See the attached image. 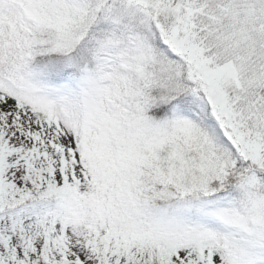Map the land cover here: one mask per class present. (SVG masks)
Masks as SVG:
<instances>
[{"label":"snow or ice","instance_id":"1","mask_svg":"<svg viewBox=\"0 0 264 264\" xmlns=\"http://www.w3.org/2000/svg\"><path fill=\"white\" fill-rule=\"evenodd\" d=\"M0 264H264V0H0Z\"/></svg>","mask_w":264,"mask_h":264}]
</instances>
